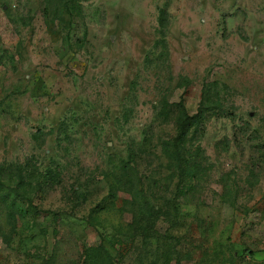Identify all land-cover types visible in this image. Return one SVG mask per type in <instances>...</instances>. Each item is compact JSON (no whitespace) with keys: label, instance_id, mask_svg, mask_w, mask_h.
I'll use <instances>...</instances> for the list:
<instances>
[{"label":"rangeland","instance_id":"rangeland-1","mask_svg":"<svg viewBox=\"0 0 264 264\" xmlns=\"http://www.w3.org/2000/svg\"><path fill=\"white\" fill-rule=\"evenodd\" d=\"M0 264H264V0H0Z\"/></svg>","mask_w":264,"mask_h":264},{"label":"trees","instance_id":"trees-1","mask_svg":"<svg viewBox=\"0 0 264 264\" xmlns=\"http://www.w3.org/2000/svg\"><path fill=\"white\" fill-rule=\"evenodd\" d=\"M163 14V11L161 12V15ZM161 27H162V29H165L166 28V24H165V22L164 21H161ZM161 35H164V33L162 32L161 33ZM202 103L204 104V100H202ZM202 114H203V110L201 109V111L198 113V114H196V115H194V116H192V117H185V120L183 121V123H181V125L179 126V129L178 130H180L179 132H180V137L181 138H183L184 136H186V134H187V132L189 131L188 129L192 126V124H197L198 125V123H199V128L197 129L198 130V132H200V133H202L203 131H204V119L202 118ZM230 117H232L233 116V114H230L229 115ZM124 117L125 118H127V115H124ZM178 153H186V154H189V153H187L186 152V149L184 148L183 149V151L181 152L180 150H179V148H176L175 149ZM178 153H174L173 152V154H178ZM186 154H185V156H183L184 157V165L187 163V161H190L189 159H187L186 158V160H185V157H186ZM198 154V153H197ZM194 155V154H193ZM195 156H197V155H195ZM183 171H185V170H183Z\"/></svg>","mask_w":264,"mask_h":264}]
</instances>
